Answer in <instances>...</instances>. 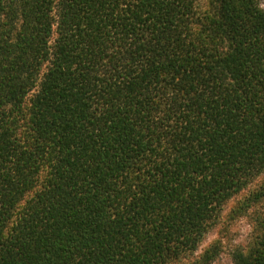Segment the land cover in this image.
I'll list each match as a JSON object with an SVG mask.
<instances>
[{
    "label": "trees",
    "instance_id": "obj_1",
    "mask_svg": "<svg viewBox=\"0 0 264 264\" xmlns=\"http://www.w3.org/2000/svg\"><path fill=\"white\" fill-rule=\"evenodd\" d=\"M261 1L0 0V264L217 259L264 178Z\"/></svg>",
    "mask_w": 264,
    "mask_h": 264
},
{
    "label": "rangeland",
    "instance_id": "obj_2",
    "mask_svg": "<svg viewBox=\"0 0 264 264\" xmlns=\"http://www.w3.org/2000/svg\"><path fill=\"white\" fill-rule=\"evenodd\" d=\"M261 4L264 7V0ZM201 7L208 14L213 13L210 0H201ZM262 186L264 178L225 205L199 250L203 253L214 245L219 247L220 254L212 264H235V254L248 255L261 248L264 242V197L256 201L245 196L260 191Z\"/></svg>",
    "mask_w": 264,
    "mask_h": 264
}]
</instances>
